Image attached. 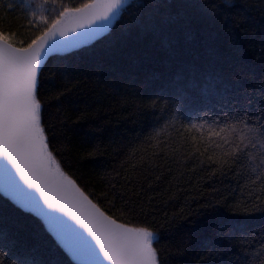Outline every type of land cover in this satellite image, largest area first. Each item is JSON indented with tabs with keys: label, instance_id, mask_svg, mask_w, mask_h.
<instances>
[{
	"label": "snow or ice",
	"instance_id": "obj_1",
	"mask_svg": "<svg viewBox=\"0 0 264 264\" xmlns=\"http://www.w3.org/2000/svg\"><path fill=\"white\" fill-rule=\"evenodd\" d=\"M49 4L58 5L53 14H47ZM21 11L29 28H36L27 37L0 17V264H179L186 254L182 242L161 243L177 228L176 214L149 211L151 200L146 207L141 191L129 187L131 177L125 175L120 193L110 185L106 211L64 170L50 146L57 132L45 124V101L60 105L59 115L78 82L72 63H58L45 76L46 60L57 46L77 48L110 27L111 42L130 50L137 70L157 69L134 82L149 91L147 106L159 110L189 155L215 165L213 172L234 170L252 188L231 215L212 204L201 206L206 218L194 225L193 235L201 238V226L211 232L202 238L201 260L264 264V0L259 6L248 0H85L77 7L63 0H21ZM239 34L249 39L247 53ZM223 35L231 37V54L213 46ZM42 92H48L44 99ZM117 195L119 217L109 215ZM16 213L38 219L47 237L43 247L5 226ZM192 215L182 209L180 218ZM222 253L228 259H218Z\"/></svg>",
	"mask_w": 264,
	"mask_h": 264
},
{
	"label": "trees",
	"instance_id": "obj_2",
	"mask_svg": "<svg viewBox=\"0 0 264 264\" xmlns=\"http://www.w3.org/2000/svg\"><path fill=\"white\" fill-rule=\"evenodd\" d=\"M83 2L85 0H63L70 7ZM248 2L259 6L262 0ZM9 3L14 5L13 10L8 9ZM55 7L58 5H47V14H53ZM252 15L260 19L258 13ZM0 17L11 23L23 37L36 30L34 24L29 28V19L21 11V0H0ZM113 27L118 28V25ZM238 39L241 48L249 52L248 37L239 34ZM111 40L107 33L88 46L47 59L45 76H49L48 69L58 63H72L76 68L74 82H78L71 104H66L59 115L56 109L60 105L45 101V124L55 125L57 132V139L51 141L50 146L65 171L106 211L110 208L108 201L112 200L110 185H115L120 193L125 175L131 177L133 184L129 187L141 191V200L146 207L151 200L149 211L154 208L156 215L177 216V228L166 233L161 243L182 242L185 245L186 254L179 264H204L201 257L206 255V249L202 246V238L211 232L201 226L200 239L192 232L194 225H200L206 218V210L201 206L212 204L220 213L231 215L232 206L247 201L252 188L234 170L225 168L223 173L213 172L215 165H201L199 158L189 155L191 150L179 143L171 128L165 127L159 110L147 106L151 98L149 91L134 82L157 69L142 65L137 70L130 63V50ZM213 46L221 54L232 53L228 35L213 41ZM256 55H259L258 41ZM243 85L251 87V82L244 81ZM47 95L48 92H42L41 98ZM48 135L51 137L52 131ZM97 146L100 151L93 152ZM131 149L135 152L130 155ZM114 169L121 173L119 177L115 176ZM114 203L116 209L109 211V215L119 217V195ZM182 209L185 216L189 210L193 215L181 219ZM198 209L205 211V216H201ZM254 215L257 221L260 220L258 213ZM122 222L130 221L125 218ZM5 226L29 245L43 247L46 243L47 237L34 216L13 214ZM171 251L175 254L176 248L172 247ZM218 259L226 260L228 256L222 253Z\"/></svg>",
	"mask_w": 264,
	"mask_h": 264
},
{
	"label": "water",
	"instance_id": "obj_3",
	"mask_svg": "<svg viewBox=\"0 0 264 264\" xmlns=\"http://www.w3.org/2000/svg\"><path fill=\"white\" fill-rule=\"evenodd\" d=\"M110 30H111V27H110V29H109L108 31H106L105 33H103V34L101 35V37L105 36ZM101 37H98L96 40L100 39ZM96 40H94V41H96ZM94 41H89V42H87V43H85V44H82V45H80L79 47L74 48V49H62V48H60L59 46H57L56 48H54L53 52L50 53L49 57L52 56V55H63V54H67V53H70V52L76 51V50H78V49H80V48H82V47H85V46L90 45V44L93 43ZM49 57H48V58H49ZM46 61H47V60H46ZM57 159H58V158H57ZM64 170H65V169H64ZM66 172H67V171H66Z\"/></svg>",
	"mask_w": 264,
	"mask_h": 264
}]
</instances>
